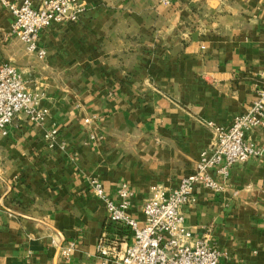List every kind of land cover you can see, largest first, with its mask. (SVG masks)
Masks as SVG:
<instances>
[{
    "label": "crops",
    "instance_id": "crops-1",
    "mask_svg": "<svg viewBox=\"0 0 264 264\" xmlns=\"http://www.w3.org/2000/svg\"><path fill=\"white\" fill-rule=\"evenodd\" d=\"M21 1L0 0V67L16 66L49 115L20 114L0 137V264H102L100 237L123 254L134 232L120 234L91 180L111 196L128 182L142 223L153 188L193 173L208 121L229 127L258 97L264 0H79L77 21L41 32L44 58L11 32L6 3ZM248 137L262 143L264 128ZM224 186L196 188L188 227L226 252L220 264H264V157L233 165ZM61 237L76 244L68 257Z\"/></svg>",
    "mask_w": 264,
    "mask_h": 264
},
{
    "label": "built area",
    "instance_id": "built-area-1",
    "mask_svg": "<svg viewBox=\"0 0 264 264\" xmlns=\"http://www.w3.org/2000/svg\"><path fill=\"white\" fill-rule=\"evenodd\" d=\"M6 5L14 17L12 34L39 58L46 56L40 45L41 32L53 24L77 21L86 10L79 0H44L38 7L33 0ZM261 80L258 97L246 112L235 117L231 126L208 121L213 138L210 146L200 153L193 173L182 178L175 188H153L142 207V223L129 213L134 193L128 182H121L111 196L99 177L91 180L94 196L105 201L109 220L134 232L123 254L117 248V241L103 234L97 244L102 264L111 261L116 264H220L226 252L212 246L208 238L194 236L186 223L184 209L196 201L198 186L219 192L224 189L233 165L264 157V141L256 144L248 137L253 128H264V72ZM39 100L40 96L28 89L16 66L3 64L0 67V137L8 134L10 125L20 114L36 125H43L49 111L38 106ZM90 121L85 119L86 123ZM57 133L55 128L48 132L51 143ZM56 246L62 256L68 257L76 244L61 237Z\"/></svg>",
    "mask_w": 264,
    "mask_h": 264
},
{
    "label": "trees",
    "instance_id": "trees-1",
    "mask_svg": "<svg viewBox=\"0 0 264 264\" xmlns=\"http://www.w3.org/2000/svg\"><path fill=\"white\" fill-rule=\"evenodd\" d=\"M119 227V229H118V231L120 232V234H123L122 232V228H125V229H127V232L129 233V234H131V230H130V228L129 227H126V226H123V227H121L120 225H118Z\"/></svg>",
    "mask_w": 264,
    "mask_h": 264
}]
</instances>
